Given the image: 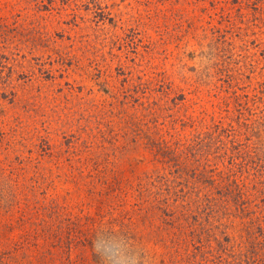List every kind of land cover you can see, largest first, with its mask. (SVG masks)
Here are the masks:
<instances>
[{
  "label": "rangeland",
  "instance_id": "rangeland-1",
  "mask_svg": "<svg viewBox=\"0 0 264 264\" xmlns=\"http://www.w3.org/2000/svg\"><path fill=\"white\" fill-rule=\"evenodd\" d=\"M0 264H264V0H0Z\"/></svg>",
  "mask_w": 264,
  "mask_h": 264
}]
</instances>
